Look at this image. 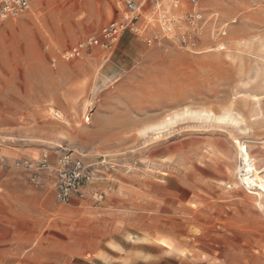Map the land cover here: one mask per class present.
Here are the masks:
<instances>
[{
	"label": "rangeland",
	"instance_id": "rangeland-1",
	"mask_svg": "<svg viewBox=\"0 0 264 264\" xmlns=\"http://www.w3.org/2000/svg\"><path fill=\"white\" fill-rule=\"evenodd\" d=\"M30 4L0 28V264H264V214L233 188L234 138L264 170V117L249 126L254 97L264 104V0H201L195 45L180 41L185 24L163 37L147 11L140 33L70 62L64 52L122 19V0ZM186 109H232L250 129L186 118L141 133ZM64 152L91 165L103 203L58 204L51 179L14 167Z\"/></svg>",
	"mask_w": 264,
	"mask_h": 264
},
{
	"label": "built area",
	"instance_id": "built-area-1",
	"mask_svg": "<svg viewBox=\"0 0 264 264\" xmlns=\"http://www.w3.org/2000/svg\"><path fill=\"white\" fill-rule=\"evenodd\" d=\"M162 1L122 0L124 9L122 19L110 21L102 27L98 35H92L77 42L63 53V60L70 62L80 59L85 53L98 47L106 51L112 50L126 31L140 32L136 25L147 11H150L161 27L171 26L172 29L168 28L167 33H172L176 28H180L181 26L178 24H182V26L185 24L187 29L179 37L183 44L195 45L199 43L203 29L209 22L205 17L206 12L200 8L201 0H172L174 7L182 5L186 7V10L180 12L181 14H174L177 16L172 19H169L167 15L161 16ZM30 8V0H0V28L7 22L24 16ZM148 44H152L151 39L148 40ZM0 161H3L1 155ZM14 167L30 173L32 182L37 186L42 185L41 175L51 179L55 200L58 204L66 205L74 199L85 200L89 196L97 204H101L105 200L106 193L99 186L101 179L95 176L91 165H86L72 152H64L56 160L44 153L37 165H33L27 159H18L15 161Z\"/></svg>",
	"mask_w": 264,
	"mask_h": 264
},
{
	"label": "bare ground",
	"instance_id": "bare-ground-1",
	"mask_svg": "<svg viewBox=\"0 0 264 264\" xmlns=\"http://www.w3.org/2000/svg\"><path fill=\"white\" fill-rule=\"evenodd\" d=\"M215 4H216L215 1L210 2L211 6H215ZM161 6H162L161 16L167 15L169 19H172V17H176V15L174 16V14H181L180 12H178L181 9L178 8V10H176L173 6L172 0H163L161 3ZM175 11H177V13H174ZM154 18L155 17L152 14L146 17L149 23L155 22L153 21ZM160 28H161L160 32L163 37L167 36L171 38L174 30L172 31V33H167L168 28L170 30L172 29L171 26H167V27L160 26ZM254 101H255L254 103L256 107V110H255L256 113L252 117H250L249 126L257 125L259 122H261V120L264 117V112L261 108V106L264 104L262 102V105H261V97L260 96L254 97ZM186 118H192L196 120H202V121L214 122V123L222 122V123H225L227 126L229 125L237 126L239 127V129L242 125H245L244 129H240V131H242L243 133H246L247 130L250 129L249 127H247L246 119L242 115L236 113L232 109H229L221 116L214 114L212 111H197V110L192 111L191 109L190 110L186 109V110H183L182 112H178V113H174L172 115L166 116L162 122H160L159 124L153 125L151 127L149 126L147 129H143L141 133L145 135L144 133L149 132V130L150 132L155 131L156 133V131L158 132L165 128H168L169 126L174 125L175 123L181 120L183 121V119H186ZM233 141H234L235 147L238 150V159H239V163L236 167V175H234V180H233L234 187L233 188L236 189L239 186L245 187V189L248 191L250 195H253L254 197H256L257 203L256 202L255 203L260 205V209L262 213L264 214V176H263L264 170L262 168H258L256 160L253 158L247 146L241 140H239L238 138H234ZM54 146H56L59 149H64L63 146L60 145V143L54 144ZM255 252L256 254L259 255V257H261V255L264 257V254L261 251L255 250Z\"/></svg>",
	"mask_w": 264,
	"mask_h": 264
},
{
	"label": "crops",
	"instance_id": "crops-1",
	"mask_svg": "<svg viewBox=\"0 0 264 264\" xmlns=\"http://www.w3.org/2000/svg\"><path fill=\"white\" fill-rule=\"evenodd\" d=\"M171 261H172V259H171ZM110 264H119V262H112ZM135 264H156V263H155V260H153L149 257L148 258L145 257V258L136 259Z\"/></svg>",
	"mask_w": 264,
	"mask_h": 264
}]
</instances>
